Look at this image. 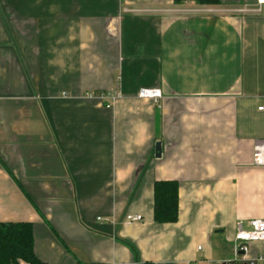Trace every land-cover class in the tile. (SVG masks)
Listing matches in <instances>:
<instances>
[{
    "label": "crops",
    "instance_id": "obj_1",
    "mask_svg": "<svg viewBox=\"0 0 264 264\" xmlns=\"http://www.w3.org/2000/svg\"><path fill=\"white\" fill-rule=\"evenodd\" d=\"M218 1L0 0V223H32L40 260L221 264L264 218V5ZM157 180L176 222L153 219Z\"/></svg>",
    "mask_w": 264,
    "mask_h": 264
},
{
    "label": "trees",
    "instance_id": "obj_2",
    "mask_svg": "<svg viewBox=\"0 0 264 264\" xmlns=\"http://www.w3.org/2000/svg\"><path fill=\"white\" fill-rule=\"evenodd\" d=\"M189 0H173L179 4ZM199 5H215L218 0H193ZM178 218V182L157 180L153 185V219L173 223ZM33 225L30 222L0 223V264H46L34 252ZM135 251L134 248H132ZM151 264V263H142Z\"/></svg>",
    "mask_w": 264,
    "mask_h": 264
},
{
    "label": "built area",
    "instance_id": "obj_3",
    "mask_svg": "<svg viewBox=\"0 0 264 264\" xmlns=\"http://www.w3.org/2000/svg\"><path fill=\"white\" fill-rule=\"evenodd\" d=\"M264 5V0H256L253 5H246L233 9V12L239 13H258ZM85 96L96 97L103 101L107 106H111L120 96L119 92H89ZM138 97L151 98L157 100L161 97L159 89L142 87L138 91ZM259 111H264V104L257 107ZM252 162L256 166H264V139H256L253 143ZM141 215L127 214L126 221H139ZM248 227L244 228L242 223L237 224V231L232 243L231 256L224 259L221 264H255L259 262L264 264V253L258 252L255 256H251L250 244L252 242H260L264 244V218H253L248 221ZM201 247H198L200 249ZM186 264H194L188 261Z\"/></svg>",
    "mask_w": 264,
    "mask_h": 264
},
{
    "label": "water",
    "instance_id": "obj_4",
    "mask_svg": "<svg viewBox=\"0 0 264 264\" xmlns=\"http://www.w3.org/2000/svg\"><path fill=\"white\" fill-rule=\"evenodd\" d=\"M160 150H161L160 143H156V146H155V156L156 157H159L160 156Z\"/></svg>",
    "mask_w": 264,
    "mask_h": 264
}]
</instances>
